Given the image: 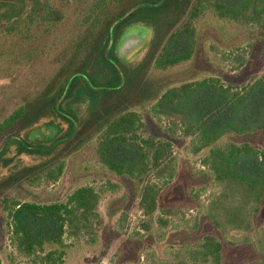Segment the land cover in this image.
<instances>
[{"label":"trees","instance_id":"obj_1","mask_svg":"<svg viewBox=\"0 0 264 264\" xmlns=\"http://www.w3.org/2000/svg\"><path fill=\"white\" fill-rule=\"evenodd\" d=\"M127 2L0 0V35L4 37L29 39L51 33L54 26L69 20L70 9L76 15L67 42L68 59L50 87L33 104L19 107L0 123V157L12 142L19 144L18 155H48L55 147L64 145L67 136L76 130L74 118L64 106L86 96L88 115L98 125L95 153L99 164L111 174L135 183L138 208L143 216L152 218L161 190L175 175L171 142L140 136V114L130 109L132 106L122 110L120 105L124 101L118 102L129 96L139 104L149 103L154 120H167L171 137L181 133L191 138L194 153L207 150L203 166L208 168L213 182L224 188L223 198L231 196L229 206L214 207L211 203L208 217L218 226L221 210L227 224L239 225L243 207L264 200V151L248 143H216L228 135L264 133V75L252 77L241 87L205 78L162 88L147 72H163L192 58L197 43L195 21L206 11L231 24L264 26V0ZM169 2L177 5L158 15L144 13V7L157 11ZM139 5L143 6L129 13ZM163 22L165 25L159 27ZM137 24L149 28L152 37L141 61L127 65L118 59L114 46L126 28ZM111 28L112 44L106 56ZM55 85L57 88L52 89ZM111 101L117 104L113 109L107 108ZM42 119L67 123L63 134L59 135L57 130L48 151H40L20 136L22 131L36 130ZM14 127L19 132L11 133ZM63 169L64 163L60 162L45 175L56 181ZM98 201V194L86 186L75 190L65 203H13L9 212L12 242L19 253L39 256L46 245L62 244L64 236L93 234L95 227L101 225L96 211ZM221 249L214 237L205 236L189 255L194 262L218 264ZM42 261L58 264L50 254Z\"/></svg>","mask_w":264,"mask_h":264},{"label":"rangeland","instance_id":"obj_2","mask_svg":"<svg viewBox=\"0 0 264 264\" xmlns=\"http://www.w3.org/2000/svg\"><path fill=\"white\" fill-rule=\"evenodd\" d=\"M134 1L139 4L141 0H128L127 4ZM176 5L169 2L157 11L146 7L143 10L145 14L158 15ZM75 16L70 9L67 22L37 37L0 35V123L19 107L33 104L50 87L68 59L67 42ZM164 25L165 22L159 27ZM195 31L197 43L192 58L163 72L148 70L147 76L153 82L166 88L214 78L223 85L241 87L252 77L264 75V26L231 24L206 11L195 21ZM125 49L128 46L115 44L116 56L123 63ZM56 88L57 85L52 89ZM121 101L122 110L132 106L130 109L140 114L143 139L171 142L175 175L161 190L153 217L140 212L132 180L117 177L99 164L95 153L98 125L88 115V97L82 96L64 106L76 123V130L67 136L64 145L55 147L48 155H18L19 144L12 142L0 157V264H46L42 258L47 254L58 264H214L194 262L189 255L205 236L214 237L222 246L218 264H264V200L257 205H245L239 225L227 224L221 210L219 225H214L208 217L211 203L214 207L229 206L231 196L223 198L224 188L213 182L208 168L203 166L207 150L194 153L191 138L181 133L171 137L167 131L170 124L164 119L154 120L149 103L139 104L129 96L118 102ZM116 105L111 101L107 108ZM58 129L59 135L63 134L67 123L42 119L36 130L22 131L20 136L40 151H48ZM17 132V127L11 130ZM227 143H248L264 151V133L228 135L216 145ZM60 162L64 163L63 172L52 181L45 174ZM86 186L99 196L96 211L101 225L95 227L93 234L64 236L62 244L46 245L39 256L17 251L9 218L13 203H65L75 190Z\"/></svg>","mask_w":264,"mask_h":264},{"label":"water","instance_id":"obj_3","mask_svg":"<svg viewBox=\"0 0 264 264\" xmlns=\"http://www.w3.org/2000/svg\"><path fill=\"white\" fill-rule=\"evenodd\" d=\"M142 6L143 5H139L131 9L129 13L134 11L136 8L142 7ZM129 13H127L126 16ZM111 30L112 28L110 29L109 45L105 51L106 56L112 44ZM151 37H152V31L148 28H145L143 25H140V24L128 27L122 32L121 36L119 37V40L116 43H119L120 47L128 46V49H125L126 51L123 53V55L126 57L125 62L127 64L135 65L139 61H141V59L143 58L147 50ZM131 57H134V58L130 60ZM55 135H57V131L55 132Z\"/></svg>","mask_w":264,"mask_h":264},{"label":"flooded vegetation","instance_id":"obj_4","mask_svg":"<svg viewBox=\"0 0 264 264\" xmlns=\"http://www.w3.org/2000/svg\"><path fill=\"white\" fill-rule=\"evenodd\" d=\"M115 47V46H114Z\"/></svg>","mask_w":264,"mask_h":264}]
</instances>
